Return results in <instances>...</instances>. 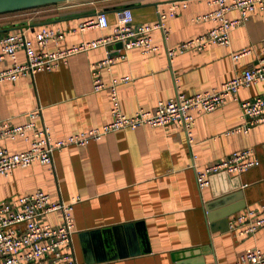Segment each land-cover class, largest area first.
<instances>
[{
  "label": "crops",
  "instance_id": "crops-1",
  "mask_svg": "<svg viewBox=\"0 0 264 264\" xmlns=\"http://www.w3.org/2000/svg\"><path fill=\"white\" fill-rule=\"evenodd\" d=\"M171 1L61 0L39 4L0 12V33L20 29L37 50L34 32L39 26H59L63 36L57 45L67 46L110 33L115 9L109 6L127 4L135 22H152L157 11L166 9ZM184 1L185 5L163 19L164 35L158 29L150 31L152 42L159 44L155 50L124 49L115 40L73 52L51 69L1 80L0 118L23 122L27 110L39 104L40 119L52 138L110 120L107 90L92 89L90 74V62L106 54L123 53L102 66L99 76L104 83L117 80L118 105L126 114L138 107L152 108L158 99L177 91L189 94L217 86L256 62L264 46V8L260 7L230 29L228 43L212 42L202 49L177 51L169 58L165 47L214 24L210 18H197L214 4ZM90 7L96 12L103 9L106 25L71 30L91 15L59 17ZM236 14L234 9L227 12L228 16ZM55 45L48 41L43 47L53 49ZM243 47L251 50L232 58V53ZM15 54L18 61L24 59L21 47ZM9 63L8 58L1 62ZM238 95L264 97V78L241 86ZM239 121V103L226 99L214 110L196 112L189 141L176 123L109 130L85 144L54 149L49 162L32 161L0 174V199L10 201L15 194L35 188L64 201L78 196L71 208L70 242L79 264H225L243 250L264 248V225L249 234L228 229L233 214L264 204V121L247 132L224 133ZM26 145L20 137L0 138V146L9 150ZM244 147H253L258 163L240 173L212 172L208 183L198 185V169ZM40 219L57 223L60 215L53 210Z\"/></svg>",
  "mask_w": 264,
  "mask_h": 264
},
{
  "label": "built area",
  "instance_id": "built-area-1",
  "mask_svg": "<svg viewBox=\"0 0 264 264\" xmlns=\"http://www.w3.org/2000/svg\"><path fill=\"white\" fill-rule=\"evenodd\" d=\"M208 2L214 4L213 8L198 14L197 18H210L214 24L201 33L184 38L174 46L165 47L169 58L177 51L202 49L212 42L228 43L232 27L244 23L250 12L257 7L264 8V0H208ZM179 5H185V1H171L166 9L157 11V17L152 22H135L128 6L116 8L110 33L83 39L67 46L57 45L63 36L62 28L59 26L44 24L39 26L34 32L35 42L39 46L37 50L31 47L30 41L24 37L20 29L0 33V81L31 75L37 70L51 69L73 52L115 40L120 41L124 49L138 47L144 52L155 50L159 44L152 42L150 31L158 29L164 35L167 29L163 19L172 15ZM233 9L237 10V14L228 16L227 12ZM106 24L105 12L99 10L94 15L81 19L70 29ZM48 41L56 44L53 49L43 47ZM18 47L24 52L22 61L16 59L15 51ZM250 50V47L238 49L232 53V58L237 59ZM257 54L256 62L244 67L217 86L189 94L177 91L165 99H158L152 108L138 107L129 114L119 108L115 88L117 80L112 79L104 83L99 76V69L102 66L110 64L123 53L106 54L91 61L92 89L107 90L111 100L109 110L112 118L98 126L82 128L56 138L50 136L48 127L40 119L39 104L27 110V119L23 122L12 123L6 118H0V138L20 137L27 141V145L19 150H9L0 146V174L6 175L14 166L27 165L32 161L49 162L51 153L56 148L67 144L82 145L120 127L176 123L182 126L189 141L193 137L196 112L214 110L226 99H234L239 103L240 121L226 128L224 133L247 132L253 125L264 121V97L255 95L240 98L238 95L241 86L264 78V46ZM5 58H8L10 63L2 65L1 62ZM120 79L125 80L126 76H121ZM256 163L258 158L254 156L253 147L236 149L220 160L198 169L196 180L198 185H203L208 183L209 174L212 172L226 170L240 173ZM77 199L78 196L68 201L54 199L41 188L15 194L11 198L12 201L0 199V264H79L73 255L70 242L73 231L71 208ZM53 210L60 215L57 223L40 219L42 215ZM263 225L264 204L259 207H247L228 219V229L240 234L252 233ZM225 264H264V248L252 247L243 250Z\"/></svg>",
  "mask_w": 264,
  "mask_h": 264
},
{
  "label": "water",
  "instance_id": "water-1",
  "mask_svg": "<svg viewBox=\"0 0 264 264\" xmlns=\"http://www.w3.org/2000/svg\"><path fill=\"white\" fill-rule=\"evenodd\" d=\"M56 1H61V0H0V12L35 6V5L44 4V3L56 2ZM122 6H128V5L127 4H123V5L115 4V5L109 6V9H116ZM95 13H96V10L93 7H90L86 9L61 13L59 17L92 15ZM116 42L120 44V41H116ZM92 232L93 231L88 230V233H92Z\"/></svg>",
  "mask_w": 264,
  "mask_h": 264
},
{
  "label": "trees",
  "instance_id": "trees-1",
  "mask_svg": "<svg viewBox=\"0 0 264 264\" xmlns=\"http://www.w3.org/2000/svg\"><path fill=\"white\" fill-rule=\"evenodd\" d=\"M44 4H46V3H44ZM24 8H26V7H24Z\"/></svg>",
  "mask_w": 264,
  "mask_h": 264
},
{
  "label": "rangeland",
  "instance_id": "rangeland-1",
  "mask_svg": "<svg viewBox=\"0 0 264 264\" xmlns=\"http://www.w3.org/2000/svg\"><path fill=\"white\" fill-rule=\"evenodd\" d=\"M6 12V11H5Z\"/></svg>",
  "mask_w": 264,
  "mask_h": 264
}]
</instances>
